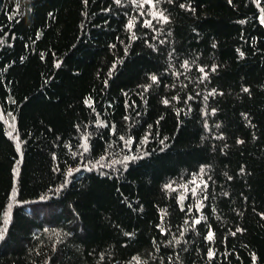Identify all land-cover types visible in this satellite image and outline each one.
<instances>
[{
	"label": "trees",
	"instance_id": "1",
	"mask_svg": "<svg viewBox=\"0 0 264 264\" xmlns=\"http://www.w3.org/2000/svg\"><path fill=\"white\" fill-rule=\"evenodd\" d=\"M0 264H264V0H0Z\"/></svg>",
	"mask_w": 264,
	"mask_h": 264
},
{
	"label": "snow or ice",
	"instance_id": "2",
	"mask_svg": "<svg viewBox=\"0 0 264 264\" xmlns=\"http://www.w3.org/2000/svg\"><path fill=\"white\" fill-rule=\"evenodd\" d=\"M153 79H155V78H153ZM212 237H211V234L209 235V239H211Z\"/></svg>",
	"mask_w": 264,
	"mask_h": 264
}]
</instances>
